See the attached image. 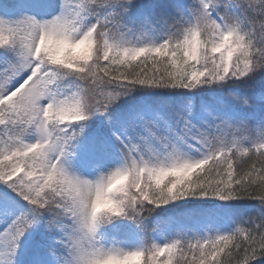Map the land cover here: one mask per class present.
I'll use <instances>...</instances> for the list:
<instances>
[{
    "label": "snow or ice",
    "instance_id": "obj_1",
    "mask_svg": "<svg viewBox=\"0 0 264 264\" xmlns=\"http://www.w3.org/2000/svg\"><path fill=\"white\" fill-rule=\"evenodd\" d=\"M38 6L0 15V264H16L42 219L61 264L264 257V0H185L146 16L135 0ZM189 198L257 210L227 231L209 217L203 235L157 220L180 234L150 238L155 209ZM121 219L139 246L104 243L101 227Z\"/></svg>",
    "mask_w": 264,
    "mask_h": 264
},
{
    "label": "trees",
    "instance_id": "obj_2",
    "mask_svg": "<svg viewBox=\"0 0 264 264\" xmlns=\"http://www.w3.org/2000/svg\"><path fill=\"white\" fill-rule=\"evenodd\" d=\"M36 1V0H34ZM41 1V0H40ZM44 5L50 3V0H44ZM7 9L8 15H11L10 0H1ZM185 0H135V7L131 10L134 16L151 15L154 12L167 11L175 14V6L184 3ZM2 9V8H0ZM154 38L159 39L157 35ZM135 96V94H133ZM178 99V98H177ZM130 103H135L131 97L128 98ZM197 101L194 100L193 103ZM98 125L96 118L93 117L92 128L95 129ZM88 131V129H86ZM247 159V157H243ZM211 207H217L219 212L223 213L227 220L231 223L233 218L241 216L253 215L257 210V202L254 200H234L230 202H221L212 199H193L176 201L175 203L166 205L162 208H157L151 214L149 222L154 231L150 232V238L163 242L164 239L176 237L179 232L175 229V223L170 227H165L163 224L157 225L155 221L165 222L171 221L172 218H182L185 215L195 216ZM119 230H116V229ZM131 226L127 220L113 221L111 224L104 225L100 229L102 237L108 235H117L119 238L127 240L132 239L137 244L142 242V237L137 233L129 235ZM59 235L49 232L46 221L42 219L33 230L32 238L28 235L22 238L21 246L17 250L16 264H61L64 256V249L59 244ZM36 241H39L37 244ZM222 255V259H223ZM163 259V257H161ZM176 259V257H174ZM253 264H264V257L254 261Z\"/></svg>",
    "mask_w": 264,
    "mask_h": 264
},
{
    "label": "rangeland",
    "instance_id": "obj_3",
    "mask_svg": "<svg viewBox=\"0 0 264 264\" xmlns=\"http://www.w3.org/2000/svg\"><path fill=\"white\" fill-rule=\"evenodd\" d=\"M10 11L11 15L5 14L7 13V9L5 8L4 4L0 0V15H5L9 19H16L19 15L22 14H43L47 10L39 7L38 5H44L45 1L44 0H10ZM71 2V0H69ZM58 3V0H57ZM219 55V54H217ZM190 64H194V61H189ZM197 67H199L197 65ZM72 167L75 170L83 172L84 175L88 176L90 173L86 169H82L79 167V162L78 160H73L72 162ZM23 174V173H20ZM217 207H212L208 209V212L204 213H199L198 215L195 216H187L185 215L182 218H172L171 221H177L179 223H185L187 225L188 229H191L189 232V235L192 233H198L200 235L204 234V228L201 226L204 223L208 222L209 217H211L213 220L220 219L221 223L219 225V230L220 231H227V228H230V223L226 219L225 215L221 214L219 211L216 209ZM179 223H175V229L179 232L180 234V228H179ZM212 230H216L213 228ZM104 243H110V242H118L124 247H136L139 246L140 244H137L134 240L132 239H121L117 235H108V237H102ZM222 259V255L220 257ZM174 264H175V259H174Z\"/></svg>",
    "mask_w": 264,
    "mask_h": 264
},
{
    "label": "clouds",
    "instance_id": "obj_4",
    "mask_svg": "<svg viewBox=\"0 0 264 264\" xmlns=\"http://www.w3.org/2000/svg\"><path fill=\"white\" fill-rule=\"evenodd\" d=\"M108 264H112V262H108Z\"/></svg>",
    "mask_w": 264,
    "mask_h": 264
}]
</instances>
